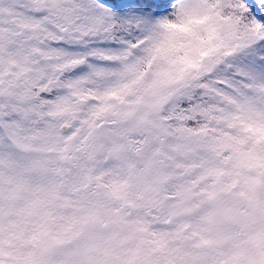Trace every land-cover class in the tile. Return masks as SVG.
<instances>
[{"label":"snow or ice","instance_id":"1","mask_svg":"<svg viewBox=\"0 0 264 264\" xmlns=\"http://www.w3.org/2000/svg\"><path fill=\"white\" fill-rule=\"evenodd\" d=\"M0 264H264V0H0Z\"/></svg>","mask_w":264,"mask_h":264}]
</instances>
